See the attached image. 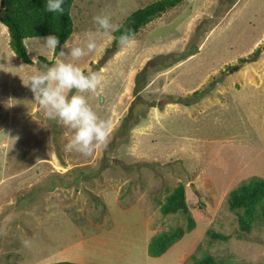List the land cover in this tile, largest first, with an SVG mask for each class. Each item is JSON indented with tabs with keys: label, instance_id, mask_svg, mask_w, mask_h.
Instances as JSON below:
<instances>
[{
	"label": "rangeland",
	"instance_id": "rangeland-1",
	"mask_svg": "<svg viewBox=\"0 0 264 264\" xmlns=\"http://www.w3.org/2000/svg\"><path fill=\"white\" fill-rule=\"evenodd\" d=\"M154 1L73 0L68 39L82 46L98 27L94 16L121 25ZM6 28L0 24V264H200L204 256L264 264V218L257 208L250 231H241L242 210L227 202L242 182L264 179V0H182L142 26L131 47L98 34L97 49L74 61L102 77L84 95L111 123L107 143L90 156L67 147L72 130L48 119L23 84L51 66L40 57L71 58L53 55L40 36L23 40L33 63L22 62ZM256 48V60L239 62ZM195 90L203 95L192 97ZM179 183L188 213L163 214ZM178 229L164 253H147L153 235Z\"/></svg>",
	"mask_w": 264,
	"mask_h": 264
},
{
	"label": "trees",
	"instance_id": "trees-1",
	"mask_svg": "<svg viewBox=\"0 0 264 264\" xmlns=\"http://www.w3.org/2000/svg\"><path fill=\"white\" fill-rule=\"evenodd\" d=\"M73 0H64L63 14L48 13L44 10L45 0H3L0 8V22H2L9 33V45L16 54L17 58L22 62L31 64L33 61L29 58L23 40L28 37H40L48 35H56L59 37L60 45L53 51V55H57L64 41L70 37L73 29L72 17L70 14L71 4ZM182 0H156L132 12L127 19L120 25V31L113 33V43H117L116 37L125 30L131 31L134 35L138 30L147 24L154 16L161 14L168 8L174 7ZM259 48L246 57L239 58L240 63H249L256 60L259 56ZM189 53L188 55H191ZM187 55V56H188ZM48 65H52V60H46L40 57ZM214 85V84H213ZM138 88V87H137ZM135 92H137L135 90ZM202 91L195 90L192 97L202 96ZM186 104V103H185ZM228 208L231 211L242 210L238 213L239 230L249 232L255 217L257 216V208L260 215L264 218V179L253 176L247 181L242 182L236 188L232 189L227 197ZM163 214H170L181 211L188 213V207L185 200V188L179 183L167 195L165 201L160 206ZM194 226L193 219L188 217L186 229ZM183 229L176 232L164 231L153 235L147 246V253L151 256H159L164 253L175 238H179L183 234ZM212 238L226 240L228 235L212 232ZM200 264H221L213 258L204 256L198 260ZM43 264H84L68 260H61Z\"/></svg>",
	"mask_w": 264,
	"mask_h": 264
},
{
	"label": "clouds",
	"instance_id": "clouds-1",
	"mask_svg": "<svg viewBox=\"0 0 264 264\" xmlns=\"http://www.w3.org/2000/svg\"><path fill=\"white\" fill-rule=\"evenodd\" d=\"M64 0H45L44 10L48 13L63 14ZM98 27L96 32H88L81 46L75 40L66 39L61 46L60 55L69 56V61H58L43 71L29 74L23 84L33 93L34 100L50 120H55L72 130L67 147L85 156L108 141L111 123L100 118L89 105L86 92H96L102 77L96 71H84L74 61L94 52L98 44L96 36L120 31L121 26L111 22L110 15L98 14L93 17ZM42 46L55 51L60 45L59 37L48 35L40 38ZM119 45L131 47L135 44L134 34L125 30L116 37ZM64 49H68L67 52ZM75 90V91H73Z\"/></svg>",
	"mask_w": 264,
	"mask_h": 264
},
{
	"label": "crops",
	"instance_id": "crops-1",
	"mask_svg": "<svg viewBox=\"0 0 264 264\" xmlns=\"http://www.w3.org/2000/svg\"><path fill=\"white\" fill-rule=\"evenodd\" d=\"M1 25L3 24L2 22L0 23ZM3 26L6 28V26L3 24ZM6 30H7V28H6ZM54 261H57V260H54Z\"/></svg>",
	"mask_w": 264,
	"mask_h": 264
},
{
	"label": "water",
	"instance_id": "water-1",
	"mask_svg": "<svg viewBox=\"0 0 264 264\" xmlns=\"http://www.w3.org/2000/svg\"><path fill=\"white\" fill-rule=\"evenodd\" d=\"M262 49L264 50V45L262 46Z\"/></svg>",
	"mask_w": 264,
	"mask_h": 264
}]
</instances>
